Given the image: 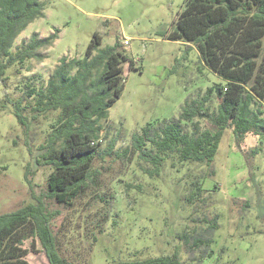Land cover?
Returning <instances> with one entry per match:
<instances>
[{"label": "rangeland", "instance_id": "1", "mask_svg": "<svg viewBox=\"0 0 264 264\" xmlns=\"http://www.w3.org/2000/svg\"><path fill=\"white\" fill-rule=\"evenodd\" d=\"M41 1L44 18L32 22L12 50L16 52L33 35L44 39L57 33L56 42L38 51L42 60L9 67L6 80L0 82V214L42 200L55 215L52 228L63 256L78 264L174 255L184 264H264V145L259 137L245 136L239 148L232 130L225 131L213 164L215 175L204 179L203 196L209 198L204 203L194 199L189 204L187 199L192 181L206 176V167L171 168L169 162L160 176L150 178L136 161L128 166L122 157L135 133L177 118L187 99L223 83L202 64L196 49L168 39L186 0ZM97 33L102 37L101 49L120 41L129 59L122 96L108 110L100 133L103 152L111 144L115 147L110 156L97 157L94 187L72 207H65L48 197L51 170L34 167L13 107L1 105L6 97L33 104L26 96L28 89L45 87L62 58H84ZM201 122L204 129L216 131L209 121ZM45 128L36 129V154ZM257 147L263 150L252 157ZM30 163L31 184L25 180ZM127 183L140 185L141 190L126 187ZM214 223H218L216 230L211 229ZM186 234L210 244L196 248L192 239L187 242ZM24 247L30 264H49L40 241L28 240Z\"/></svg>", "mask_w": 264, "mask_h": 264}, {"label": "trees", "instance_id": "2", "mask_svg": "<svg viewBox=\"0 0 264 264\" xmlns=\"http://www.w3.org/2000/svg\"><path fill=\"white\" fill-rule=\"evenodd\" d=\"M44 11L41 0H0V82L6 80L9 67L17 64L22 68L28 61L42 60L38 51L56 42L57 33L44 39L33 35L16 52L12 50L22 32L44 18ZM168 39L196 49L202 64L223 83L187 99L177 118L149 124L135 133L122 157L128 166L136 161L137 168L150 178L160 176L169 162L171 168L185 164L206 167V176L192 181L187 199L189 204L194 199L204 203L209 200L203 196L204 179L215 175L213 164L225 131L232 130L239 148L249 134L259 137V144L264 145V0H186ZM101 44L97 33L84 58H62L45 87L26 92L33 104L26 106L22 99L9 97L2 100V109L12 106L24 130L34 167L51 170L48 197L65 207H72L94 187L97 157L110 156L115 147L111 144L103 152L100 133L108 110L122 96L124 65L129 59L120 41L104 49ZM202 120L209 121L216 131L204 129ZM41 126L46 128L36 154V129ZM262 150L253 149L252 157ZM31 170L30 163L25 173L29 184ZM126 187L141 190L140 185L127 183ZM34 201L0 214V264H30L29 250L24 247L28 240L40 241L49 264H78L61 252L52 228L55 215L42 200ZM217 228L218 223L211 227ZM185 238L188 243L192 239L199 249L210 244L198 236L186 234ZM112 264L184 263L174 255Z\"/></svg>", "mask_w": 264, "mask_h": 264}, {"label": "built area", "instance_id": "3", "mask_svg": "<svg viewBox=\"0 0 264 264\" xmlns=\"http://www.w3.org/2000/svg\"><path fill=\"white\" fill-rule=\"evenodd\" d=\"M123 43H124V45L128 46L129 45V40L125 39Z\"/></svg>", "mask_w": 264, "mask_h": 264}]
</instances>
